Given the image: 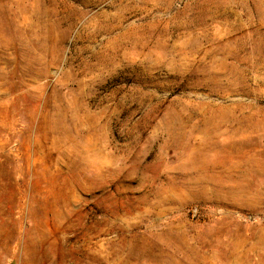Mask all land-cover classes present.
<instances>
[{
  "label": "rangeland",
  "instance_id": "rangeland-1",
  "mask_svg": "<svg viewBox=\"0 0 264 264\" xmlns=\"http://www.w3.org/2000/svg\"><path fill=\"white\" fill-rule=\"evenodd\" d=\"M0 264H264V0H0Z\"/></svg>",
  "mask_w": 264,
  "mask_h": 264
}]
</instances>
